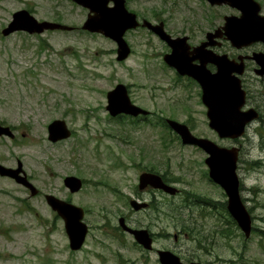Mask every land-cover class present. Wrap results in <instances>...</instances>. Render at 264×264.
Wrapping results in <instances>:
<instances>
[{"label":"rangeland","instance_id":"obj_1","mask_svg":"<svg viewBox=\"0 0 264 264\" xmlns=\"http://www.w3.org/2000/svg\"><path fill=\"white\" fill-rule=\"evenodd\" d=\"M126 1L138 17L164 21L173 36L188 35L193 42L205 36L210 22L223 21L232 12L228 5L211 7L203 0ZM258 1L264 13V0ZM22 8L40 20L77 28L4 36L2 29ZM85 18L73 0H0V121L15 134L0 136V162L16 167L21 160L40 191L32 196L15 180L0 176V264H157L154 255L144 260L131 238L123 243L116 229L120 216L132 214L129 200L139 198V175L149 168L168 173L181 189L226 200L209 178L207 154L180 139L170 140L175 133L162 126V118H172L189 124L198 136L238 145L210 128L199 88L165 63L168 46L146 28L133 29L126 34L133 54L118 61L116 44L84 30ZM118 83L128 86L134 103L151 111L149 121L109 114L107 92ZM57 118L65 119L73 134L52 143L48 125ZM239 140L242 197L254 225L248 239L225 219L220 206L203 201L190 200L180 220L171 209L183 204L182 196H169V203L161 202L154 213H141L147 216L145 223L160 215V228L180 233L178 242L171 238L168 243L197 253L207 264H264V124L250 125ZM72 174L84 180L74 193L63 182ZM46 193L84 207L89 233L82 249H70L64 221L48 205ZM143 197L147 201L150 195ZM183 223L190 227L189 238L180 232Z\"/></svg>","mask_w":264,"mask_h":264},{"label":"water","instance_id":"obj_2","mask_svg":"<svg viewBox=\"0 0 264 264\" xmlns=\"http://www.w3.org/2000/svg\"><path fill=\"white\" fill-rule=\"evenodd\" d=\"M79 4L90 7L95 15L88 18L84 28L91 31L102 32L117 43V59L124 60L131 53V47L124 35L130 28L139 25L137 15L130 12L126 7L125 0H114L115 6L109 8L107 0H74ZM211 4L227 3L241 11L240 16H226L224 26L228 38L233 45L241 47L257 40H264V15L260 13L261 4L257 0H209ZM98 6V8L95 7ZM144 25L156 32L162 39L166 40L172 47L171 53L164 56L165 61L177 69L182 75H190L197 79L203 88V101L210 119L209 125L221 137L232 139L241 137L246 132V126L255 119L258 114L254 109L243 110L246 102V91L242 87L239 75L243 73L241 66L236 61L229 60L225 55H218L214 52L207 54L203 46L194 47L187 42V37H172L164 28V23L153 24L145 20ZM70 29L72 27L53 21H39L31 12L26 9L16 11L12 21L3 29V34L8 35L17 30L28 31L29 33H41L45 29ZM214 35V34H213ZM259 56V57H258ZM256 58L262 68L258 73L264 72V54ZM262 57V58H261ZM200 60V64L194 61ZM213 61L217 65V71L211 72L206 67L207 61ZM109 110L112 116L128 114L138 116L148 114L149 111L134 104L130 98L128 88L125 84L119 83L107 93ZM169 126L180 136L183 144H193L202 147L208 154L205 162L209 168L210 178L220 185L227 195V210L235 219L245 237H250L253 230V218L241 196L240 178L237 173L240 147L222 146L209 138L194 135L189 126L177 120L169 119ZM48 138L56 142L71 136L65 119H54L48 125ZM14 136L10 126L0 122V136ZM0 175L10 176L17 182L31 189L32 195L38 193L36 186L28 179L23 169L22 161L18 160L17 168L5 166L0 163ZM65 184L76 192L82 188L83 181L75 175L65 177ZM160 188L170 194H176L178 188L163 181L161 175L153 172H143L139 178V187L144 189L147 186ZM47 202L64 219L65 229L69 237L72 250L80 249L88 233V225L84 218V208L67 202L53 194L46 195ZM135 210L148 206L146 202H139L136 199L130 201ZM120 225L132 233L138 243L146 249L153 248V238L148 229H135L125 223L124 217L119 219ZM162 264H186L180 257L171 250H160ZM190 264H202L192 262Z\"/></svg>","mask_w":264,"mask_h":264},{"label":"flooded vegetation","instance_id":"obj_3","mask_svg":"<svg viewBox=\"0 0 264 264\" xmlns=\"http://www.w3.org/2000/svg\"><path fill=\"white\" fill-rule=\"evenodd\" d=\"M203 1L207 2L206 0H203ZM126 3H127V1H126ZM106 5L109 8H112L115 6V1L114 0H107ZM215 6H220V5H214V7ZM80 7H82L86 12L85 21L88 18H91L92 16L95 15V11L93 12L90 7H87V6H80ZM95 7L98 8L97 10H99L98 6H95ZM211 7H213V6L211 5ZM229 7H231V6H229ZM129 10H131V9H129ZM231 10H232V12L229 13V15L239 16L241 14L240 10L237 8L231 7ZM261 13L264 14L262 12V10H261ZM225 16H226V14L223 15V21L210 22L209 27H208L209 30L205 32V36H203L202 39L197 40L196 42H193L192 41L193 39H191L190 36L186 35L187 40L191 46L190 50H194V47H197V46H203V51L205 53L212 54V52H214V53L219 54V55H225L229 60L236 61L239 64V66H241L243 73L241 74L240 77H241V81H242V87L246 91V103L244 105V110L254 109L257 112L258 116L254 120H252L253 121L252 124L258 122L259 125H263L264 124V72L258 73V70L261 69L262 66L258 62L256 57L259 54H264V40L263 39L257 40V41H254L252 43H249V44H244L241 47L234 46L232 44V42L230 41V39L228 38V36L226 34V30L224 28ZM145 19L146 18H140L139 17L141 24L135 29L146 28V30H148L149 32L154 34V32H152L150 29H148V27L143 26V21ZM130 30H133V29H130ZM130 30H128V31H130ZM128 31L126 32V34L128 33ZM131 47H132V45H131ZM168 48H169V46H168ZM170 50L171 49L169 48V51ZM132 54H133V48H132ZM194 63L200 64V60L196 59L194 61ZM206 67L208 70H210L213 73H215L217 71V65L211 60L206 62ZM175 71L179 77H181V78L185 77L186 79L191 80L199 88L201 103L204 105V107L206 109V116L208 118L207 106L204 103L203 98H202V96H203L202 85L194 77H192L190 75H186V74L182 75L176 69H175ZM151 114H152L151 112L149 115L140 114L139 116H137L133 119H134V121H149ZM164 121H167V118H165ZM208 121H209V119H208ZM252 124L250 123V125H252ZM72 134H73V132H72ZM202 137L207 138V136H202ZM64 140H58V141L53 142V143H60ZM234 141H236L239 144V146L242 150L243 144L239 143L241 140L237 139ZM195 147H197L200 151L204 152V149H202L201 147H198V146H195ZM142 172H157V170H155L153 168H149V169L143 170ZM157 173L162 176V179L164 182L174 183V182H171L170 175H168V173L160 172V171H158ZM9 178H11V177H9ZM11 179L14 180V178H11ZM29 179L31 180L30 177H29ZM63 182H64V185L69 189V191L72 192L71 189L65 184V177L63 179ZM23 187H25V186H23ZM25 188L29 192L31 191V189H29L27 187H25ZM138 189H139V191H137L135 194L139 197V198L136 197V199H138L140 202H144L145 201L144 199H146L143 197V193H148L150 195V198L146 201V202H148V206H146V208H141L140 210H133L131 215H123V217L125 218L126 222L134 228H146V229H148L152 238H153L154 244L161 241L162 245L159 247H154L150 250H147L134 239V236L130 232L123 229L121 226L116 225V229L118 230L120 235H122L120 237V239L123 241V243H126V238H131V240L133 241V245H135V247H137V249H139L144 255H146V256H143L144 260L145 259L148 260L151 255H154L155 261L157 262V264H162V262L160 260V253H159V251L162 249L172 250L186 264H190L194 261H201L200 257L197 255V253L191 252V251H182L180 249H177L176 246L168 243V241L171 238L174 239L175 243L178 242L180 233L179 232L171 233L166 227L160 228V226H159L160 215H157L156 218H155V216H152V217L150 216L151 217L150 223H145L143 220V219H146L147 216H145V215L141 216V213L143 214L145 211H151L152 213H154L156 206H159V204L161 202L164 203V205H165V203H169V201H167L166 198L171 196V194L166 192L163 189L154 188L150 185L144 189H140V187L138 185ZM78 191H80V190H78ZM78 191H76V192H78ZM186 191L187 190L180 189L179 193L177 195L172 196V197L176 198L178 196H182V200L189 201V200L185 199L187 196ZM39 194H40V191L36 195H39ZM46 195L47 194H45V198H46ZM53 195H55V194H53ZM56 197H58V196H56ZM140 197H141V199H140ZM58 198H60V197H58ZM60 199H62V198H60ZM62 200H65L67 202H71V201L66 200V199H62ZM156 226H157V229L155 230ZM180 232H181V234H183L185 237H188V238L191 234L190 233L191 230H189V231L181 230ZM131 264H151V263L149 261H139L138 262L136 260L133 263L131 262ZM204 264H207V262H204Z\"/></svg>","mask_w":264,"mask_h":264},{"label":"trees","instance_id":"obj_4","mask_svg":"<svg viewBox=\"0 0 264 264\" xmlns=\"http://www.w3.org/2000/svg\"><path fill=\"white\" fill-rule=\"evenodd\" d=\"M163 122V125L168 127L167 123L165 121H162ZM177 138V136L175 137H172V139H175ZM173 178L171 177V180ZM187 200H193V203L194 202H210L208 203L210 206L212 207H215V206H220L221 210H223L225 212V219L228 218V220L236 225V222L234 220H232L230 218V215L228 214L227 212V209H226V202L225 201H219V202H216V201H212L210 198L206 197V196H203V195H199L195 192H190V191H187ZM211 200V201H210ZM187 204V201H183V204H172V209H171V212L173 215H175L177 217L178 220H180L181 218V212H182V209L185 208L184 206ZM212 204V205H211ZM179 215V216H178ZM183 222V221H182ZM186 223H183V226H185ZM186 227V226H185Z\"/></svg>","mask_w":264,"mask_h":264}]
</instances>
